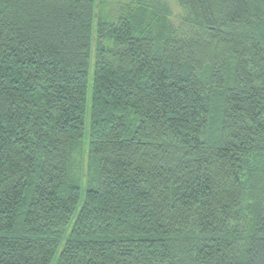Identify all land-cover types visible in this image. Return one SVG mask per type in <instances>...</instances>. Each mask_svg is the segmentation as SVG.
I'll use <instances>...</instances> for the list:
<instances>
[{
    "label": "trees",
    "instance_id": "trees-1",
    "mask_svg": "<svg viewBox=\"0 0 264 264\" xmlns=\"http://www.w3.org/2000/svg\"><path fill=\"white\" fill-rule=\"evenodd\" d=\"M53 263L264 264V0H0V264Z\"/></svg>",
    "mask_w": 264,
    "mask_h": 264
},
{
    "label": "rangeland",
    "instance_id": "rangeland-1",
    "mask_svg": "<svg viewBox=\"0 0 264 264\" xmlns=\"http://www.w3.org/2000/svg\"><path fill=\"white\" fill-rule=\"evenodd\" d=\"M177 9L175 10V15L177 14ZM174 20H176V18L174 19ZM90 93H89V95H91V90L89 91ZM89 114H90V111H89ZM90 120V117H88L87 118V127H88V121ZM54 264V263H53Z\"/></svg>",
    "mask_w": 264,
    "mask_h": 264
}]
</instances>
